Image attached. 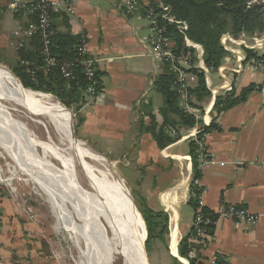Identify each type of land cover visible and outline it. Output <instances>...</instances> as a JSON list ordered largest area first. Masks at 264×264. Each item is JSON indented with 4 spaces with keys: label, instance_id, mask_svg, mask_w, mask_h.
<instances>
[{
    "label": "crops",
    "instance_id": "crops-1",
    "mask_svg": "<svg viewBox=\"0 0 264 264\" xmlns=\"http://www.w3.org/2000/svg\"><path fill=\"white\" fill-rule=\"evenodd\" d=\"M55 1L62 4V9L68 6L74 9L68 16L70 31L87 35L88 51L99 73L100 90L93 97L83 93L76 111L82 118L75 129L77 137L93 146L101 144L111 158H123L125 166L132 169L131 178L126 181L135 196L151 210L167 214L164 243L167 260L189 264L178 254V245L191 233L188 256L197 257L202 264H217L220 259L226 264H264L262 75L245 68L221 78L222 84H229V91L234 90L235 94L249 85L255 88L242 102L217 115L213 112L214 127L205 132L204 147L209 161L201 164L198 160L201 170L195 181L198 192L191 196L197 202L198 198L201 200L215 224L204 235L196 236L193 226L196 209L188 204L192 165L188 153L190 139L185 133L187 129L194 132L197 126L181 129L180 138L163 149L142 129L150 123L146 111L153 115L156 130L159 128L162 124L159 109L163 104L161 94L153 87L162 67L150 55L147 19L142 13H128L123 0ZM8 3L9 0H0V46L13 49L16 56L17 49L10 45L15 42L12 33L28 25L29 20L25 14L15 17ZM55 25L64 30L58 19ZM211 73L218 80V72ZM221 79L214 82L219 88L223 87ZM213 104L214 101L211 108ZM195 110L197 113L198 109ZM183 205L191 210L183 214ZM221 205L235 206L257 218L251 224L217 218L214 213ZM23 215L13 199L0 198V264H54L30 238L29 219Z\"/></svg>",
    "mask_w": 264,
    "mask_h": 264
},
{
    "label": "trees",
    "instance_id": "trees-1",
    "mask_svg": "<svg viewBox=\"0 0 264 264\" xmlns=\"http://www.w3.org/2000/svg\"><path fill=\"white\" fill-rule=\"evenodd\" d=\"M142 1V0H138ZM148 7H152L157 13L161 11L155 6V0H148ZM170 9V14L177 20L187 24V29L182 33L176 25L168 23L160 19V24L166 26V34L172 42V51L176 56L187 55L189 63L192 65L185 70L186 73L195 75L196 82L187 89V105L201 111L199 103L210 96V91L206 88L204 74L202 71L193 67L196 58L195 50L185 45L184 37L190 41L199 44L202 47V59L206 68L210 71H215L222 63L223 58L228 54L224 49L221 39L224 34L228 33L233 37H238L240 34L254 35L261 34L264 31V6L254 3L250 6L246 5L247 0H157ZM145 12L143 11L142 14ZM21 10L14 13L15 17L24 15ZM26 15V14H25ZM28 20L36 21L35 14H27ZM51 27L54 33L49 35L47 50L49 56L54 59L56 64L68 63L71 64L73 77L66 80L60 74L58 66H48L45 54L43 52L42 40L38 33L31 37L28 45L18 48L16 56L11 65V71L18 84L24 89L47 93L58 99L61 104L68 108H73L75 112L78 106L83 101V93L88 85V80L85 76V68L81 63V57L77 53L78 35L72 34L69 28V18L63 13H51ZM58 19L64 30H58L55 25V20ZM28 26V25H26ZM25 27V26H24ZM246 58L258 57L264 59V56H257L255 52L244 48ZM28 60L33 62L38 68L36 70V82H34L28 70L33 65L24 66L21 61ZM1 62V60H0ZM162 71L157 75L153 82L155 91L161 94L163 104L159 109L162 116V124L156 130V123L153 115L150 112H145L150 118L148 126L142 128L150 133L154 138L158 148L163 149L169 144L180 138V131L183 128L193 127L201 120L196 119L192 113L184 110L180 94L177 92L176 73L173 72L169 63L160 65ZM97 79V91L100 90L99 73H95ZM255 87L249 85L243 88L238 94L234 90L215 97L214 104L211 110L212 121L209 126H204V133L214 127L215 115L227 110L234 105L242 102L248 93ZM214 112V114H213ZM77 123L74 124V129L82 121L78 115ZM173 128L176 131L175 135H171L168 131ZM75 133V131H74ZM202 134H198V138ZM188 153L191 158L192 175L190 182V198L188 204L193 208H197V201L191 195L198 192V187L195 181L201 176V170L198 156V144L195 140H189ZM141 206L138 207L146 229V240L144 243L145 250L149 252L153 241L165 243V237L168 232L167 221L168 216L164 212H155L148 208L145 202L140 201ZM201 214L208 215V211L202 207ZM191 233L181 239L178 245V254L186 258L189 264H202L197 257H189L188 238ZM174 264L177 260L173 259ZM217 264H226L223 259L217 261Z\"/></svg>",
    "mask_w": 264,
    "mask_h": 264
},
{
    "label": "rangeland",
    "instance_id": "rangeland-1",
    "mask_svg": "<svg viewBox=\"0 0 264 264\" xmlns=\"http://www.w3.org/2000/svg\"><path fill=\"white\" fill-rule=\"evenodd\" d=\"M148 2H146V5ZM256 3L264 6V0H256ZM223 36V44L229 48L228 54L226 55L229 60L225 63L224 57L221 65L233 67L236 59L235 56L244 52L243 47H246V45H253V48L250 50L255 52L257 56H264V31L261 34H254L252 36L240 34L238 37H233L228 33ZM229 36L234 40L233 42L228 40ZM253 38H256L257 42L253 41ZM14 58L13 49L0 46V70L5 72V75L3 74L2 77L8 83H12L13 78L16 81L11 71ZM241 62L242 66L245 67L246 61ZM196 64L194 62V65ZM226 73L235 74L224 69L222 74L218 76V80L215 81L213 73L210 76L213 82L219 83L220 79L222 77L224 78ZM210 96L199 103L201 111L198 110L197 114L204 116L203 106L210 99ZM0 103L5 107V112L0 114V140L6 139L8 142L4 144L0 141V198L9 197L13 199L14 204L20 211V215L22 216L24 213L27 215L29 226L32 230L29 233L31 234L30 238L38 244L40 251L44 252L46 256H49L54 261V264H93L89 249L86 245L85 236L74 225L66 221L63 216L65 211L70 218L77 219V217L75 218L73 207L68 202L64 211L62 210L63 197L60 192L61 189L58 190L47 178L40 176L35 170L25 166L18 160L29 156L42 163L51 165L56 178L61 181L62 185L66 186L64 184L65 182L71 183L76 190L86 195L88 194L91 198L90 202H93H91L92 204L101 207V200L98 197V193L102 192V188L98 186L96 178L91 174L89 167L86 165V163L91 162L90 159L85 157V155L82 156L83 154L81 152H79V155L76 152L70 156V153L63 148L68 141L61 139L48 124L47 131L50 137L54 142L63 146H60V148L54 147L47 140L46 130L37 122L38 120H45V115L42 111L28 109L20 103L6 101L2 98H0ZM62 106L64 105L62 104ZM64 108L69 113V120L74 129V124L78 121L77 110L74 112L72 107L68 108L64 106ZM209 114L211 117V111ZM5 131L9 134L7 137ZM78 135L76 130L73 136L77 141L84 142L77 137ZM84 143L87 147L89 146L103 155L108 163H110L112 169L123 177L134 203V209L136 210L134 211L141 219L143 231H145L143 218L138 209L141 206L140 200L132 192L128 183L132 175V169L125 166L123 158H111V155L106 154L107 152L101 144L93 146L92 144ZM76 145L79 146L78 144H74L73 147L76 148ZM182 146H185V144ZM182 146L179 150L183 148ZM69 161L72 170L71 179H69L65 170L67 162ZM190 210L188 205H183L181 211L184 214ZM100 220L104 225L101 217ZM132 220L136 224L135 217ZM78 223L79 225L81 224V222ZM105 229L108 238L107 250L113 264H124L121 250L118 248L114 233L106 225ZM145 253L147 257L146 263L148 264H174L171 259L169 261L167 260V250L163 242H152L149 254L146 250Z\"/></svg>",
    "mask_w": 264,
    "mask_h": 264
},
{
    "label": "built area",
    "instance_id": "built-area-1",
    "mask_svg": "<svg viewBox=\"0 0 264 264\" xmlns=\"http://www.w3.org/2000/svg\"><path fill=\"white\" fill-rule=\"evenodd\" d=\"M125 4V8L128 13H136V12H145L143 15L147 19L148 23V45L149 51L152 58L158 62L160 65L162 63H169L173 72L176 73V84L177 92L180 94L181 104L184 110L188 113H192L196 116V119L201 120L195 124L197 128H195L194 132L190 129L186 130L185 136L190 140H195L198 144V160L201 164H204L209 161V156L206 154L204 141H205V133L204 126L211 122V117L209 116L211 111V105L208 107V104L203 106L204 116H201L196 113L195 108L187 105V89L191 87L196 82V77L193 74L186 73L185 70L192 66L189 63V58L187 55H179L176 56L172 51V45L169 37L166 34V26L160 24V19L166 21L168 23H173L176 25L177 29L180 32H184L187 29V24L183 21H179L175 19L170 14V9L168 6L163 5L160 1L155 0V6L161 11L157 13L153 10L152 7H148V3H143L138 0H123ZM256 3V0H247L246 5L250 6ZM9 10L14 14L19 11H23L27 14H35L36 21L28 22V26H22L18 29L14 30L12 33V37H14L15 42H10V45L15 49L26 46L28 41H30L31 37L36 33L39 34L40 39L42 40L43 52L45 54V59L48 66H58L60 74L66 80H70L73 77V71L71 69V64L63 63L56 64L54 59L49 56V51L47 50L48 37L49 35L54 33V29L51 27V13L52 12H64L67 16H70L74 13V9L71 6L65 7L64 9L62 4L55 0H9L8 3ZM78 42H77V53L81 57V63L85 68V76L88 80V85L84 91V93L93 97L97 94V79L95 77L96 69H95V60L90 56L88 51L87 44V35L84 32H79L78 34ZM223 38L221 39V43L224 49L228 52L229 48H227L223 44ZM228 40L233 42L234 40L228 37ZM253 41L257 42L256 38H253ZM185 45L191 47L195 50L194 56L196 58V65L193 67L202 71L204 74L205 85L211 91L210 100H215V97L218 95L225 94L230 90L229 84H221L223 87H217L211 79L210 73L203 62L202 59V47L199 44H196L190 41L187 37H184ZM243 48L252 49L253 45H246ZM235 63L233 67H228L226 65H220L216 71L219 75L222 74V71L228 70L231 73H237L239 71H243L245 68L250 70L251 72H257L263 77L264 84V59H260L258 57H251L249 59L246 58L245 52L238 54L235 56ZM228 58L225 56V63L228 62ZM245 62V67L242 66L241 61ZM21 64L24 66L33 65V67L28 70V73L31 79L36 82V70L38 69L33 62L28 60H22ZM244 67V68H243ZM223 88V90H222ZM222 90V91H221ZM206 118V119H205ZM191 128V127H190ZM168 131L171 135H175L176 131L173 128H169ZM198 134H202L200 138H198ZM198 198V197H197ZM203 205L201 200L198 198L197 208L195 210L193 226L196 232V236H202L205 234L206 229L215 224V220L210 216H204L201 214V209ZM217 218H225L234 220L236 223L239 222H247L254 223L256 220V216L253 214L247 213L243 209H239L235 206H224L221 205L218 210L214 213Z\"/></svg>",
    "mask_w": 264,
    "mask_h": 264
},
{
    "label": "bare ground",
    "instance_id": "bare-ground-1",
    "mask_svg": "<svg viewBox=\"0 0 264 264\" xmlns=\"http://www.w3.org/2000/svg\"><path fill=\"white\" fill-rule=\"evenodd\" d=\"M3 74L5 75V72L0 70V98L20 103L28 109L42 111L45 115V120H38L37 122L46 130L47 140L56 148L62 146L54 142L50 137L47 131L49 124L61 139L68 141L66 146L62 147L70 153V156L76 152L79 155V152H81L82 156L85 155L91 161L88 164L86 163V165L96 178L98 186L102 188V192L98 193L101 207L92 204L90 196L73 188L71 183L65 182L64 184L67 187L62 185L61 181L56 178L51 165L42 163L29 156L20 158L21 160L18 159L25 166L35 170L40 176L47 178L58 190L61 189L60 192L63 197L62 210L64 211L68 202L73 207L75 218L77 217V219L70 218L65 211L63 216L66 221L74 225L85 236L92 263L113 264L107 250L106 225L116 237L124 264H148L146 263V254L142 249L144 238L143 223L130 202L129 190L123 177L112 169L110 163L103 155L89 146L87 147L84 142L77 141L76 138L72 137L69 127V113L54 97L47 93L24 89L14 78L12 83H8L2 77ZM207 104L209 107L212 104V100H209ZM3 112H5V107L0 103V114H3ZM5 134L6 137L9 135L7 131H5ZM0 141L4 144L8 143L6 139H1ZM72 144H78L79 146L76 145L77 147L74 148ZM65 168L69 179H71L70 161L67 162V167ZM100 217L103 219L104 225ZM134 217L136 224L132 220ZM78 222H81V224L79 225ZM175 233L173 232V236Z\"/></svg>",
    "mask_w": 264,
    "mask_h": 264
},
{
    "label": "water",
    "instance_id": "water-1",
    "mask_svg": "<svg viewBox=\"0 0 264 264\" xmlns=\"http://www.w3.org/2000/svg\"><path fill=\"white\" fill-rule=\"evenodd\" d=\"M28 90H30V89H28ZM31 91H32V90H31ZM35 92H37V91H35ZM56 100L60 103V101H59L58 99H56ZM60 104H61V103H60ZM61 105H62V104H61ZM63 108H64V106H63ZM69 121H70V120H69ZM69 127H70V130H71V135H72V137L75 138V137L73 136L74 130H73V127H72L71 122H69ZM129 199H130V202H131L132 206L134 207V203H133V200H132L130 194H129ZM145 238H146V231H144V238H143V241H142V249H143L144 252H145V250H144V241H145Z\"/></svg>",
    "mask_w": 264,
    "mask_h": 264
}]
</instances>
